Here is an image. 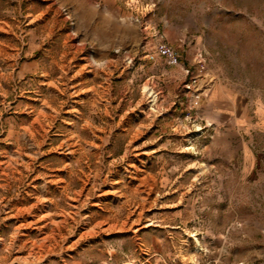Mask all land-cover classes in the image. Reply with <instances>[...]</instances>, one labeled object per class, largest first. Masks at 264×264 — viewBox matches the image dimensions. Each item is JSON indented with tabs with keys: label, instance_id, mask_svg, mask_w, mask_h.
Listing matches in <instances>:
<instances>
[{
	"label": "rangeland",
	"instance_id": "374dc122",
	"mask_svg": "<svg viewBox=\"0 0 264 264\" xmlns=\"http://www.w3.org/2000/svg\"><path fill=\"white\" fill-rule=\"evenodd\" d=\"M218 86L264 118V0H0V264H264Z\"/></svg>",
	"mask_w": 264,
	"mask_h": 264
},
{
	"label": "crops",
	"instance_id": "0c3cea01",
	"mask_svg": "<svg viewBox=\"0 0 264 264\" xmlns=\"http://www.w3.org/2000/svg\"><path fill=\"white\" fill-rule=\"evenodd\" d=\"M254 101L248 97L244 99L242 92L235 88L218 86L214 90L211 100L217 110L213 120L218 124L224 122L227 126H233L236 130L234 131L235 136L244 133L252 137L253 132H257L259 128H262V125L264 126V118L258 119L254 115L255 111L252 109Z\"/></svg>",
	"mask_w": 264,
	"mask_h": 264
},
{
	"label": "built area",
	"instance_id": "2783aa9c",
	"mask_svg": "<svg viewBox=\"0 0 264 264\" xmlns=\"http://www.w3.org/2000/svg\"><path fill=\"white\" fill-rule=\"evenodd\" d=\"M160 50L161 53L168 58L171 64L176 65L179 63V55L171 46L161 45Z\"/></svg>",
	"mask_w": 264,
	"mask_h": 264
},
{
	"label": "bare ground",
	"instance_id": "6f19581e",
	"mask_svg": "<svg viewBox=\"0 0 264 264\" xmlns=\"http://www.w3.org/2000/svg\"><path fill=\"white\" fill-rule=\"evenodd\" d=\"M52 223H56V222H53V221H52Z\"/></svg>",
	"mask_w": 264,
	"mask_h": 264
}]
</instances>
